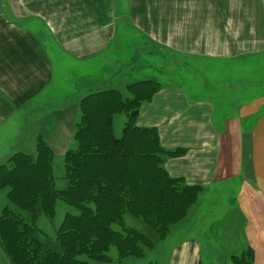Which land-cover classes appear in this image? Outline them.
Instances as JSON below:
<instances>
[{
  "label": "crops",
  "instance_id": "0c3cea01",
  "mask_svg": "<svg viewBox=\"0 0 264 264\" xmlns=\"http://www.w3.org/2000/svg\"><path fill=\"white\" fill-rule=\"evenodd\" d=\"M262 60L264 0H0V164L36 156L39 140L65 158L77 147L85 97L108 89L131 97V85L151 81L159 91L134 122L181 151L163 167L198 186L216 213L190 220L195 264L198 240L219 221L223 187L229 253L250 247L264 264ZM251 64L259 70L250 73ZM206 69L212 87L195 83Z\"/></svg>",
  "mask_w": 264,
  "mask_h": 264
},
{
  "label": "trees",
  "instance_id": "16d2710c",
  "mask_svg": "<svg viewBox=\"0 0 264 264\" xmlns=\"http://www.w3.org/2000/svg\"><path fill=\"white\" fill-rule=\"evenodd\" d=\"M131 97L114 89L97 92L80 102V121L67 151V188L58 190L51 172L53 152L39 140L36 156L15 153L0 167V182L11 187L16 210L6 207L0 215L2 248L11 264H113L142 259L154 241L124 225L125 215L141 219L163 240L169 226L179 223L196 204L200 188L184 178H173L163 167L165 157L181 151L162 148L156 128L135 124L141 104L159 91L151 81L129 87ZM128 115L120 138L114 135V117ZM73 206L79 215H66L58 233L57 249L39 240L38 217H53L56 201ZM120 227L121 231L116 230ZM233 264H255L250 249L231 257ZM153 264V263H151Z\"/></svg>",
  "mask_w": 264,
  "mask_h": 264
},
{
  "label": "rangeland",
  "instance_id": "374dc122",
  "mask_svg": "<svg viewBox=\"0 0 264 264\" xmlns=\"http://www.w3.org/2000/svg\"><path fill=\"white\" fill-rule=\"evenodd\" d=\"M264 64V60H262L261 65ZM184 66L183 62L179 63L178 60L175 61L172 65V71L175 70L177 74L181 73L179 71L180 67ZM259 68L255 66V64H251V67L249 68L250 73L253 71H257ZM264 71V69H263ZM192 76L195 74L193 72H189ZM188 72H186L184 75L190 76ZM198 74V79L196 80L197 85H203L211 86L208 82L210 79L209 70L206 69L203 71V76L201 73ZM172 77L173 73H172ZM172 77L167 80L168 82L172 81ZM207 77V79H205ZM178 81V80H176ZM212 87V86H211ZM127 121V117L125 114H119L115 118V126H114V133L116 137H120L122 135V130L125 125V122ZM25 153V152H21ZM28 154V153H25ZM9 159L5 160L3 163L0 164V167L2 165H9ZM51 172L55 183V187L58 190H65L68 186V182L65 178V162L64 157L63 158H55L53 157L52 165H51ZM222 192L219 195V207L220 212L218 213L219 221L216 223V229L214 232H207L204 234L200 240H198L199 243L202 244L201 246V255L198 259L196 264H233L231 255L228 249V239H229V233L226 229V223H227V215L229 214L228 210L232 209L230 206H228L229 201V194L227 195L226 187H223ZM11 187L9 185H4L0 182V215L2 214L3 210L8 207L11 210H16L15 203L12 201L14 199L13 196L10 197ZM199 199V198H198ZM197 199L196 204L191 206L186 216L181 220L179 223L169 226L167 234L164 236L163 240H159V236L157 235L156 231H154V228H151L150 226L144 224L141 219L134 218L130 215H125L123 218L124 225L128 228H133L134 230H138L148 237H151L154 241L152 243V246L150 248H147L146 256L142 259H126L123 263L119 264H182L181 262H185L186 258L188 260H192V263L195 264V246L191 243H188V239H190L188 236L193 235L194 233V224L190 223L195 216L198 214H208L213 213V208L211 207L209 210V203L208 200H203L202 202ZM215 203L214 200L211 201V205L213 206ZM55 211L53 217H46L43 214H41L38 217L37 220V227L39 229V235L37 234V237L41 242L44 244L57 249L58 243H57V233L66 217L67 214L71 215H79L77 210L69 205L68 203L58 200L55 204ZM20 212V211H18ZM211 227V225H208ZM117 228L116 230L121 231L120 227H114ZM195 241V240H193ZM187 242V243H185ZM197 243V242H196ZM254 250L250 247L246 248L244 251L240 250L236 256L242 255L243 252H246L247 250ZM110 257H112L114 263L118 260V252L115 247H111L109 252L106 253ZM255 256V254H254ZM82 259H85L86 261H89L90 264H99L96 263V261H92L88 259L85 256H81ZM201 263H199V260H201ZM255 264L256 259H254ZM0 264H11L9 259L7 258L3 248L2 243L0 239ZM103 264V263H102ZM117 264V263H116ZM184 264V263H183Z\"/></svg>",
  "mask_w": 264,
  "mask_h": 264
}]
</instances>
